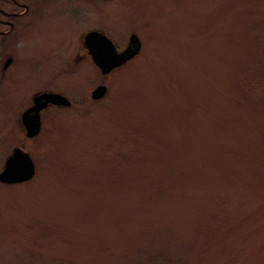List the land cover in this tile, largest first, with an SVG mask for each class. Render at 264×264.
<instances>
[{
  "label": "rangeland",
  "instance_id": "obj_1",
  "mask_svg": "<svg viewBox=\"0 0 264 264\" xmlns=\"http://www.w3.org/2000/svg\"><path fill=\"white\" fill-rule=\"evenodd\" d=\"M24 2L0 36V169L20 147L35 173L0 182V264H264V0ZM90 30L140 52L103 76ZM43 91L71 105L29 138Z\"/></svg>",
  "mask_w": 264,
  "mask_h": 264
},
{
  "label": "water",
  "instance_id": "obj_2",
  "mask_svg": "<svg viewBox=\"0 0 264 264\" xmlns=\"http://www.w3.org/2000/svg\"><path fill=\"white\" fill-rule=\"evenodd\" d=\"M84 46L88 49L92 61L97 65L101 74L107 75L113 69L120 67L141 49V41L136 33L129 37L127 46L118 50L115 42L104 32L91 30L84 35ZM107 91L106 84L97 85L91 92L93 98H101ZM71 105V101L57 92H42L33 98V104L21 114V122L27 137L37 135L41 128V110L48 105ZM35 164L30 154L20 147L13 149L0 170V181L3 183H19L34 176Z\"/></svg>",
  "mask_w": 264,
  "mask_h": 264
},
{
  "label": "flooded vegetation",
  "instance_id": "obj_3",
  "mask_svg": "<svg viewBox=\"0 0 264 264\" xmlns=\"http://www.w3.org/2000/svg\"><path fill=\"white\" fill-rule=\"evenodd\" d=\"M10 2L11 3H8V4H11V6L14 8V7H16V6H20L21 8H22V10L21 11H15V9H13V10H11V12L10 13H5L4 14V12L0 9V14L4 17V16H6V17H8V18H6V19H0V25H8V29L7 30H1L0 29V36H2V35H7L6 33L7 32H9V29H10V27L12 28V26H13V20H14V18L15 17H17L19 14H22V12H24V9L26 8V6H25V2H24V0H22V1H18V0H10ZM27 9V8H26ZM82 40V43H81V46L82 47H84L83 46V39H81ZM86 50V49H85ZM86 52H87V50H86ZM88 54V53H87ZM12 58L10 57V56H7L6 58H5V62H4V68H7V67H9L10 66V64L12 63ZM33 104V100H32V102H31V104L30 105H32ZM29 105V106H30ZM47 109V108H46ZM46 109H43L42 111H41V115H43V113H44V111L46 110Z\"/></svg>",
  "mask_w": 264,
  "mask_h": 264
},
{
  "label": "trees",
  "instance_id": "obj_4",
  "mask_svg": "<svg viewBox=\"0 0 264 264\" xmlns=\"http://www.w3.org/2000/svg\"><path fill=\"white\" fill-rule=\"evenodd\" d=\"M264 78V77H263Z\"/></svg>",
  "mask_w": 264,
  "mask_h": 264
}]
</instances>
